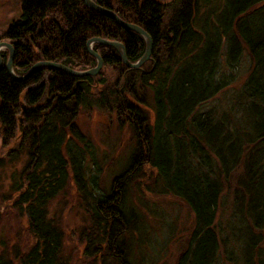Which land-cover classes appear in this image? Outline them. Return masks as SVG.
Returning <instances> with one entry per match:
<instances>
[{
	"label": "trees",
	"instance_id": "1",
	"mask_svg": "<svg viewBox=\"0 0 264 264\" xmlns=\"http://www.w3.org/2000/svg\"><path fill=\"white\" fill-rule=\"evenodd\" d=\"M93 1L145 30L150 58L131 69L113 47L93 43L102 58L95 75L41 67L15 81L3 67L7 48L0 51V146L15 138L21 115L25 122L17 146L0 158L2 166L23 156L8 193L0 194V212L15 211L28 234L25 245L2 242L0 264L71 263L62 249V225L49 211L68 185L88 214L89 225L80 232L85 253L100 252L99 264H132L124 243L133 219L127 202L130 185L149 167L157 179L154 191L176 197L192 216L175 264H264V0ZM91 37L121 42L131 63L145 50L138 33L83 0H20L19 17L0 40L13 47L14 73L24 75L37 61L92 68L96 60L85 47ZM243 57L248 66L233 83ZM226 89L232 106L220 114L206 107ZM236 104L245 120L239 126L230 117ZM91 114L129 131L131 151L121 171L108 173L111 153L82 131L80 118ZM237 168L242 174L233 198L245 225L241 254L226 247L215 220L222 182Z\"/></svg>",
	"mask_w": 264,
	"mask_h": 264
},
{
	"label": "rangeland",
	"instance_id": "2",
	"mask_svg": "<svg viewBox=\"0 0 264 264\" xmlns=\"http://www.w3.org/2000/svg\"><path fill=\"white\" fill-rule=\"evenodd\" d=\"M19 4L20 0H0V37L9 24L19 17ZM212 7L209 10L212 11ZM200 11L201 14H204L205 9ZM4 49L2 47L0 51ZM247 66L246 57L240 59V63L236 65V69L233 72V83L242 76ZM106 71L110 73L109 69H106ZM109 77L111 78V76ZM46 79L47 74L45 73L39 80L43 82ZM230 84V87L235 86V84ZM227 90L216 95L206 107H215L220 114L232 106L230 98L233 97H230ZM231 109L230 117L232 121L235 120L238 126L239 124L243 125L245 120L242 119L240 113L241 104L238 106L236 104ZM21 118V121L17 122L16 125L15 138L9 146H0V158H6L8 148L17 146L22 138L25 122L22 115ZM80 126L82 131L102 151L111 153L113 158L111 164L107 166L108 173L114 174L121 171L128 164L127 160L129 159L127 158L131 147L128 146L127 139L130 133L126 127L120 129L116 126L114 120L109 121L107 118L105 120L104 117L93 114L83 115L80 118ZM22 161L23 156L19 158V161L11 163L5 159L4 164L0 166L1 195L8 193L11 176L14 175L13 177L17 178L16 176L23 164ZM241 174L242 170L237 168L235 171H231L228 178L222 182L215 219L221 237L223 239L226 237L227 239L228 244L226 247H231L232 251L236 250L237 254L242 253L245 236L244 220L241 219V215L238 212V204L234 202L233 198L234 191L237 188V180ZM153 175V170L150 167L148 169L145 168L140 177L130 185L131 192H129V195L131 197L127 205L129 210L132 211L130 214L133 219L129 223L128 235L124 238V243L126 244L125 246H128L129 257L134 264H175L177 256L185 247L184 242L187 240V232L191 226L192 216L184 204L176 197L165 193L162 194L160 191L159 193L154 191L155 187L153 186L156 185L157 179ZM149 180L154 182H149ZM146 186L150 190L149 192L146 190ZM76 194L73 185L66 186L61 191V194L51 201L49 211L51 214H57L56 217L62 225L61 228L64 235V247L62 249L66 255L71 257L70 264H99L100 252L94 257L93 254H87L84 250L86 246L85 237L81 238L80 232L83 227H88L87 225H89L88 214L85 213L81 206V202H84ZM138 199L139 201H136ZM23 222V219L18 217L15 211L11 209L1 210L0 247H2V242L9 247L16 240L24 245L26 244L28 234L24 230ZM225 255L227 256V254ZM222 261L226 262L225 259ZM112 262V260H105L104 264H112Z\"/></svg>",
	"mask_w": 264,
	"mask_h": 264
},
{
	"label": "water",
	"instance_id": "3",
	"mask_svg": "<svg viewBox=\"0 0 264 264\" xmlns=\"http://www.w3.org/2000/svg\"><path fill=\"white\" fill-rule=\"evenodd\" d=\"M83 3L85 5H87V7L91 8L97 12H100L101 14H104L105 16L111 18L112 20H114L116 22V24H118L122 28H124L126 30H132V31L138 33L143 38L144 43H145V50H144V53H142L143 55L138 60L131 63L127 60V57L125 55L126 54L125 49H124V46L121 42L116 41V40H109V39H105V38H100V37H91L86 41L85 47H86V50L96 60V64L92 68H89L86 70H75V69L68 68L67 66H65L61 63L57 64V62H53V61H37L33 65H31L29 67V69H27V71L24 75H16L13 71L12 61H11L13 59V54H14L13 47L9 43H7L3 40V41H0V49L2 47L7 48L6 50L8 51V55H7V58L3 64V67H4L5 71L9 74V76L12 77L13 79H15V81L16 80H24V79L28 78L31 74H33L37 69H39L41 67L56 68V69H59L65 73H67L69 75H73V76L95 75L100 70V68H101L100 66H102V58H101V56H99L98 53H96L92 49L91 45L93 43H100L103 45L113 47L117 51V53L119 54V57H120L121 61L125 64V66H127L128 68H131V69H138L142 65V63H144L146 60H148L150 58V53L152 51V41H151V37L146 33L145 30H143L138 25H135L133 23H129V22L122 20L115 12H113L112 10L107 9L103 6L98 5L93 0H83ZM1 67H2V61L0 58V69H1ZM22 107H23V105H22ZM19 121H21V118H19Z\"/></svg>",
	"mask_w": 264,
	"mask_h": 264
}]
</instances>
